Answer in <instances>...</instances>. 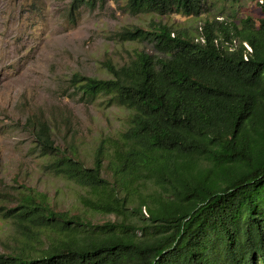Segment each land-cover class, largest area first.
I'll use <instances>...</instances> for the list:
<instances>
[{
    "label": "trees",
    "instance_id": "trees-1",
    "mask_svg": "<svg viewBox=\"0 0 264 264\" xmlns=\"http://www.w3.org/2000/svg\"><path fill=\"white\" fill-rule=\"evenodd\" d=\"M105 1L68 0L64 17L74 25ZM125 9L208 11L205 0H125ZM199 33L123 29L118 41L150 43L153 54L105 60L109 78L70 77L82 101L103 96L130 110L127 127L89 167L44 121L33 125L31 149L45 172L84 189L85 210L115 219L94 223L17 192L14 205L0 204L16 239L0 264H264V15L207 20Z\"/></svg>",
    "mask_w": 264,
    "mask_h": 264
},
{
    "label": "rangeland",
    "instance_id": "rangeland-1",
    "mask_svg": "<svg viewBox=\"0 0 264 264\" xmlns=\"http://www.w3.org/2000/svg\"><path fill=\"white\" fill-rule=\"evenodd\" d=\"M262 1L205 0L208 11L199 16H159L131 15L125 0H106L83 9L71 25L64 17L68 0H0V204L14 205L23 191L42 196L56 211L94 223L114 220L112 214L85 210L79 202L83 188L43 170V159L31 149L33 125L46 122L61 150L92 166L96 148L108 154L110 141L127 127L130 110L108 104L103 96L82 101L69 83L74 73L105 79L110 77L105 60L122 64L136 51L153 54L150 43L118 41L115 34L123 29L151 30L161 23L198 38L207 20L262 17ZM107 160L108 155L103 170ZM15 243L10 221L0 218V252Z\"/></svg>",
    "mask_w": 264,
    "mask_h": 264
},
{
    "label": "clouds",
    "instance_id": "clouds-1",
    "mask_svg": "<svg viewBox=\"0 0 264 264\" xmlns=\"http://www.w3.org/2000/svg\"><path fill=\"white\" fill-rule=\"evenodd\" d=\"M202 27V26H201ZM201 27L199 28V30L201 29ZM200 34V33H199ZM197 38V37H196ZM199 38V37H198ZM197 38V39H198ZM201 40H202V38H200ZM234 42H235V40H234ZM243 46H245L248 50H250V48H249V46L245 43V42H243Z\"/></svg>",
    "mask_w": 264,
    "mask_h": 264
}]
</instances>
